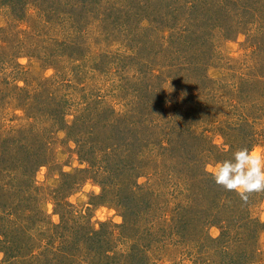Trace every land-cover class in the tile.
<instances>
[{"label": "trees", "instance_id": "obj_1", "mask_svg": "<svg viewBox=\"0 0 264 264\" xmlns=\"http://www.w3.org/2000/svg\"><path fill=\"white\" fill-rule=\"evenodd\" d=\"M39 1H35L34 19L57 24L59 31L65 32L61 41L55 40L48 54L53 56L60 49L65 54L58 58H75L89 41L80 38L90 36L83 34L86 26L78 12L85 13L92 5L99 9L100 4L97 0ZM250 1L124 0L126 9H138L137 14L133 10L124 11V18L128 15L129 21L139 17V22L150 23L148 27L141 24L124 29L125 48L129 50L124 52V69L131 67L135 74L124 88V112L104 106L103 98L89 91H85L82 100L81 96L78 99L74 95L66 96L60 106L52 78L38 83L35 79L33 82L24 79L30 91L27 101L32 100L29 106L26 102L27 110L32 105L35 109L27 117L29 120L43 117L45 124L5 125L4 112L0 110V264H153L151 252L156 248L158 252L164 251L173 240L185 246L187 240L192 249L196 248L193 256L197 257L194 261L198 264L201 254H209L210 246V240L207 243L201 240L207 228L201 221L206 225L210 213L204 209L203 213H207L204 218L199 205L223 206L228 201H241L235 211L238 215L231 222L236 221V227H241L243 234L235 241L238 249L221 248V264H261L257 257L264 221L253 214L256 203L252 199L259 195L262 200L264 193H250L245 202L236 192L217 185L205 171L209 159L224 160L230 158L236 148L256 146L261 134L254 126L259 118L247 113L249 101L242 100L250 93L245 86L252 82L243 81L238 99L228 89L227 94L233 95L228 96L231 100L217 101L213 116L206 112L209 102H202L205 112L201 117L205 120L195 118L191 110L182 108L176 109L173 115L166 114L163 86L166 80L181 89L191 86L185 98L197 100L199 97L192 94L199 85L189 81L192 76L188 75L207 70L209 60L205 56L213 54L219 34L232 40L248 29L251 19L264 27V8L256 12ZM12 2L5 7L11 13H20V10H10ZM117 3L107 7V13L100 12L102 22L107 18L115 19L112 16L120 13L116 11ZM21 9L25 11L24 7ZM98 30L101 35L106 33L101 27ZM52 42L44 47L50 48ZM172 44H176L172 51L180 56L177 62L153 64L148 54H143L148 50L159 55L166 48L170 50ZM256 45L264 47V42ZM4 46L5 51H0V68L9 69L16 52L15 48L11 52L12 46L8 47L7 42ZM182 46L186 49L182 50ZM26 48L25 45L20 53ZM75 67L78 68V64ZM8 82V79L2 81L3 84ZM15 82L16 75L10 81L11 91L14 87V91L27 90ZM0 96L5 101L1 108L10 106L11 92L2 90ZM43 97L45 102L39 105ZM22 106L23 111H27L26 106ZM205 124L214 126L208 129ZM52 127L72 137L69 140L76 144L80 160L86 164L74 174L62 172L61 182L51 194L61 218L59 223L48 220L40 187L35 182L37 170L52 159L49 141L45 136L42 138V132L46 135ZM212 133L225 140V147L216 143ZM142 175H149V185L138 183ZM88 180L102 188L101 194L95 196L101 204L112 203L120 209L123 223L102 222L97 227L87 211L78 210L67 201L68 195ZM155 185L165 189V198ZM228 226L230 230L233 227ZM243 255L242 263L238 259ZM247 256L250 258H245ZM202 264H212L209 255Z\"/></svg>", "mask_w": 264, "mask_h": 264}, {"label": "rangeland", "instance_id": "obj_2", "mask_svg": "<svg viewBox=\"0 0 264 264\" xmlns=\"http://www.w3.org/2000/svg\"><path fill=\"white\" fill-rule=\"evenodd\" d=\"M11 1H13V4L9 7L10 10H20V13H17L18 11L11 13L5 7ZM35 1L40 2L39 0ZM35 1L33 3L32 0H0V51H5L4 42H7L8 47L12 46L11 52L14 48V52H16L13 54L14 59H12L9 69L0 68V88H3L0 91H10L13 96L12 103L9 104L10 106L3 108L1 106L5 101L0 96V110L4 112L3 122L5 125L34 123L36 126V122L38 125L45 124V118L43 117L36 116L35 120H29V117H27V114H31L32 111L35 112V109L33 110L34 105H32L27 110V106L32 104V100L27 101L30 91L28 86H25L24 79L30 82H33L35 79V83H38L39 80L43 81L46 78H52L56 82L54 83V95L58 99L60 106L63 102L65 103L66 96L74 95L77 99L81 96L82 100L85 91H89V93H94L95 96H101L104 106L114 108L118 112H124L126 109L124 88H127L128 80L132 79V76L135 75L133 68L128 67L124 69V52L129 51L125 48L124 29L127 28L129 30L133 28L132 26H140L141 24L144 27H148L150 23L147 20L142 21V23L139 22V17H132L129 21L128 15L124 18V11L133 10V13H136L135 10L138 11L136 8L126 9V2L124 3V0H97L100 4L99 9H95L92 5L85 13L82 11L78 12L79 18L84 23L83 26H86L83 34L90 35L80 38V40H89L86 48L74 55L75 58L67 56L58 58L65 54L60 49L58 50L61 53L57 50L53 56L48 54V52L55 46V40H62V35L65 32L59 31L60 27L57 24L49 25L39 18L34 19L37 14V9L34 7ZM115 1L119 2L117 3L118 10L116 11H120V13H115L112 16L115 19L107 18L102 22L100 12L104 10L107 13L109 11L106 10L107 7L115 3ZM248 1L246 0V2ZM249 4L256 9V12H258L257 9L260 10L261 8L262 10L264 8V0H251ZM23 7L25 11H22L21 8ZM251 20L252 22L249 24L248 29H244L242 33L232 40H227L219 34L215 39L216 48H214L213 54L210 53V56H205L209 60L207 70L203 71L202 74L188 75L192 76L188 78L189 81L192 83L196 82L199 85V89H195V93L192 94L195 98L199 97L197 100L193 101L191 98L188 100L185 98L188 96L186 92L189 91L191 86L181 89L179 86L167 82V80L163 83L167 101L165 113L173 115L176 113V109L182 108L184 111L191 110L195 118L205 120V117H201L205 112V107L201 106L202 102H205V100L209 102L206 112H211L210 116H213V114H216L217 101L223 100L224 102H228L231 100L228 96H233L234 94L235 99L240 98L242 91H238V89H240V86L243 87L244 80H248V82L252 83L245 87L248 88L250 93H245L246 95L242 100L245 102L249 101L247 103V113L251 117L259 118L255 120L256 124L254 126L256 132L258 131L259 135L261 134L257 139L256 146L264 148V47L256 45L264 42V27L260 22L254 23L253 19ZM87 26L89 27L87 28ZM100 27L106 32L104 35H101V31L98 30ZM34 31L35 33H31ZM50 41L53 42L50 48L47 49L48 46L44 47V44L48 45ZM25 45L27 48L25 51H22L23 53H20ZM175 45H170V47L173 46L170 50L166 48L159 55L152 54L148 50H144L143 54H148L147 58L149 60L152 59L153 64L164 65L166 63L177 62L180 56L172 51ZM185 49L186 47L182 46V50ZM75 64H78V68L75 67ZM205 74L207 75L206 77ZM15 75V83L21 87L25 86L27 90L22 92L14 91L16 89L14 87L11 91L10 81ZM3 79H8L9 82L3 84ZM228 89L233 91V95L227 94ZM125 90L127 91V89ZM236 92H239V94H236ZM26 102H28L27 106ZM42 102H45L44 97L39 102V105ZM34 103L36 104V100ZM45 104L49 105V103ZM22 105L26 106L27 111H23ZM176 105L178 106L177 108ZM73 112L70 111V113ZM225 114L227 113L225 112ZM72 118L70 115L69 119ZM205 126H209L207 128L212 129L214 125L205 124ZM44 136L49 141V153L52 159L51 162L41 166L37 170L35 182L40 187L39 193L43 199L42 206L48 214V220L59 223L61 218L55 209L51 194L54 188L61 182L62 172L74 174L80 168H85L86 164L81 162L76 144L69 140L72 137H68L66 132H56L52 127L46 135L45 131L42 132V138ZM211 136H213L215 141L219 140V144L222 147H225L223 146L225 140L221 136H217L216 133H212ZM137 181L141 186L149 185L151 182L149 175H142ZM155 188L160 191V195L163 194L164 198L166 197L164 188L160 185H155ZM101 192L102 188L98 183L88 180L72 194L68 195L67 201L76 206L78 210L87 211L92 222L97 227L102 222L112 224L123 223L124 220L120 209L112 203L101 204L95 198ZM237 200L239 201L238 198ZM252 201L256 203L252 210L253 214L264 221V199L261 200L259 195H257ZM230 202L228 201L227 205L224 203L223 206L215 203L199 205L201 209L199 210L200 215L204 214V218L207 215V213H203L204 209L209 210L210 213L207 220L205 219L207 226L201 221L202 226L207 227L205 229L206 233L202 235L201 240L206 243L210 240L208 255L211 258L212 264H221L222 261L220 262V260L221 258L223 259L221 248L230 251L238 249V244L235 241L237 236L243 234V229L236 227V221L231 222L238 215L235 211L241 205V201L236 203ZM117 216L121 218L119 221L116 220ZM228 225L233 226L231 230ZM226 229L227 232L225 231ZM233 236H235L234 239L230 238ZM185 243L186 246L181 241L176 242L173 240L172 244L168 245L164 251L159 250L158 252L156 248L158 254H156V251L151 252L154 256L153 264H195L194 258L197 257H194L193 253L196 251V248L192 249L187 240ZM208 255L201 254L197 263L202 264ZM245 258L250 257L247 256ZM257 258L261 264H264V232L260 235L259 256ZM238 260L243 263L244 255Z\"/></svg>", "mask_w": 264, "mask_h": 264}, {"label": "clouds", "instance_id": "obj_3", "mask_svg": "<svg viewBox=\"0 0 264 264\" xmlns=\"http://www.w3.org/2000/svg\"><path fill=\"white\" fill-rule=\"evenodd\" d=\"M216 143L219 145L220 141L217 140ZM205 171L217 185L226 191L236 192L241 200L247 202L250 193L264 192V148H236L231 151L230 158L207 162ZM120 219L119 216L116 217L117 221Z\"/></svg>", "mask_w": 264, "mask_h": 264}]
</instances>
